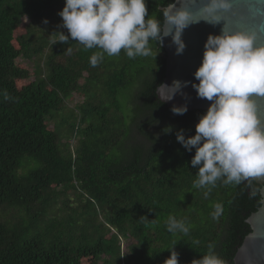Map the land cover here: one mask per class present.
I'll return each instance as SVG.
<instances>
[{"label": "trees", "instance_id": "1", "mask_svg": "<svg viewBox=\"0 0 264 264\" xmlns=\"http://www.w3.org/2000/svg\"><path fill=\"white\" fill-rule=\"evenodd\" d=\"M172 2L147 0L146 19L163 22ZM64 6L0 0V264H164L171 247L179 264H192L209 245L234 264L261 197L246 184L193 187L195 149L176 135H195L207 110L178 115L159 100L160 42L150 40L151 56L105 53L95 67L89 60L101 49L56 42L68 35ZM76 93L87 127L71 149L49 124ZM217 203L223 211L213 218ZM170 216L187 235L167 230Z\"/></svg>", "mask_w": 264, "mask_h": 264}, {"label": "clouds", "instance_id": "2", "mask_svg": "<svg viewBox=\"0 0 264 264\" xmlns=\"http://www.w3.org/2000/svg\"><path fill=\"white\" fill-rule=\"evenodd\" d=\"M195 3L173 0L164 8L161 22L146 19L147 0H65L58 15L68 35L58 33L56 42L66 44L71 38L87 49H101L90 57L95 67L105 53L118 56L123 50L129 58L151 56L150 40L162 42L169 36L180 54L186 47L182 33L189 25L205 21L219 26L220 33L210 34L205 43L195 72L199 83L193 85L198 97L211 104L196 124L195 135L186 138L181 130L176 139L187 151L195 149L191 165L199 166V171L193 187H215L218 181L246 184L251 197H264V9L255 7L256 0H206L194 13L188 5ZM182 87L180 81L171 86L161 83L156 93L161 102L170 101ZM187 110L186 105L172 108L178 115ZM171 131V126L164 129ZM222 211L217 203L211 215L218 218ZM166 227L171 233L189 232L185 222L173 216ZM250 227L260 230L257 239L264 240V217ZM167 250L170 256L164 264H179L178 252L173 247ZM192 264L224 261L209 245L208 252Z\"/></svg>", "mask_w": 264, "mask_h": 264}, {"label": "water", "instance_id": "3", "mask_svg": "<svg viewBox=\"0 0 264 264\" xmlns=\"http://www.w3.org/2000/svg\"><path fill=\"white\" fill-rule=\"evenodd\" d=\"M204 2L206 0H196L195 4L188 6L195 13ZM180 6L182 5L177 3V7ZM255 7L264 9V3L256 0ZM219 33V26H213L205 21L192 23L182 33L186 47L180 54L177 53V46L172 42L171 36L165 37L160 42L166 50V73L163 83L171 86L174 81H180L183 85L181 91L172 100L163 103L170 107L186 105L188 110H208L211 102L199 98L193 85L199 83L195 72L201 66L206 41L210 34ZM261 217H264V197H261L260 207L247 218L246 222L250 226L258 223ZM259 231L251 228V232L246 235L235 254L234 264H264V240L257 239L260 235Z\"/></svg>", "mask_w": 264, "mask_h": 264}, {"label": "rangeland", "instance_id": "4", "mask_svg": "<svg viewBox=\"0 0 264 264\" xmlns=\"http://www.w3.org/2000/svg\"><path fill=\"white\" fill-rule=\"evenodd\" d=\"M25 23L27 22V19H24ZM51 22H48V24L43 25V30L50 29ZM18 64L23 63L21 60L17 61ZM29 66L31 67V72L34 70V67L31 63H29ZM31 80L34 79V76L31 74L30 77ZM71 101H67V107L61 110L62 112L60 114V117H57L55 120H52L50 122V128H55L56 131L60 134L61 142L64 145L65 142H69L72 146L71 149H74L76 146L78 137V131H82V129H85L87 127V124H83L81 122V115L80 112H83L78 107H75L80 103L82 100V97L79 94H75L72 96ZM77 141V142H76ZM127 245L125 243L124 248L126 249Z\"/></svg>", "mask_w": 264, "mask_h": 264}]
</instances>
